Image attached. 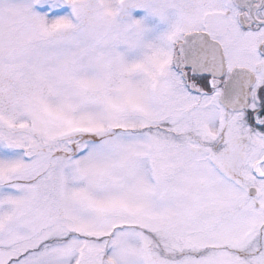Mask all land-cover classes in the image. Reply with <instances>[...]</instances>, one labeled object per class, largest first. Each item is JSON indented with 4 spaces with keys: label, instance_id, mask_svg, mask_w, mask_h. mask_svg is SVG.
I'll return each mask as SVG.
<instances>
[{
    "label": "snow or ice",
    "instance_id": "6c2138e0",
    "mask_svg": "<svg viewBox=\"0 0 264 264\" xmlns=\"http://www.w3.org/2000/svg\"><path fill=\"white\" fill-rule=\"evenodd\" d=\"M0 264H264V0H0Z\"/></svg>",
    "mask_w": 264,
    "mask_h": 264
}]
</instances>
